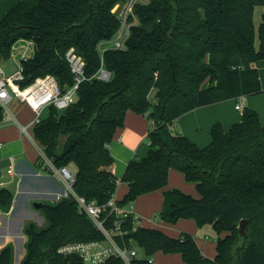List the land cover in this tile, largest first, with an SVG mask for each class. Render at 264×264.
Wrapping results in <instances>:
<instances>
[{
	"label": "trees",
	"instance_id": "trees-1",
	"mask_svg": "<svg viewBox=\"0 0 264 264\" xmlns=\"http://www.w3.org/2000/svg\"><path fill=\"white\" fill-rule=\"evenodd\" d=\"M125 1L20 0L0 21V60L11 57L19 40L34 43V54L21 60L23 86L51 74L65 90L74 83L67 51L74 47L85 60L86 79L74 100L64 110L51 106L33 128L35 139L57 167L74 164L75 191L101 204L123 181L129 190L119 205H132L140 195L166 187L171 168L196 183L199 197L180 189L166 191L159 217L171 224L181 218L194 219L198 226L211 224L218 234L215 257L206 256L192 234L172 237L137 225L130 214L122 222L125 234L117 240L141 249L142 257L132 264H156L150 258L159 251L180 253L184 264H264V123L260 115L245 108L242 120L228 130L219 122L214 124L211 142L205 147L171 130L180 116L198 107L262 92L255 64L264 61V12L258 28L254 13L257 6L264 7V0L138 3L135 17H130L127 48L108 49L102 60L99 45L121 27L112 9ZM102 62L112 72L109 81L96 76ZM128 110L151 121L150 143L147 155L131 160L120 180L110 144ZM3 117L0 106V120ZM36 179L31 183L38 191L42 182L54 195L37 194L36 199L22 193L15 210V196L0 180L1 212L15 215L21 204L33 199L42 203L39 211L47 221L43 227L34 221L20 222L26 236L20 264H85L80 254L59 249L71 242L103 240V233L72 197L54 201L62 190L56 177ZM115 219L110 216V226ZM244 219L247 229L242 237ZM15 252V243L4 245L0 264H14ZM101 264L123 261L111 257Z\"/></svg>",
	"mask_w": 264,
	"mask_h": 264
},
{
	"label": "crops",
	"instance_id": "crops-1",
	"mask_svg": "<svg viewBox=\"0 0 264 264\" xmlns=\"http://www.w3.org/2000/svg\"><path fill=\"white\" fill-rule=\"evenodd\" d=\"M19 1L0 0V21L6 12ZM262 7L257 6L255 8V12L257 13L258 11L259 15L258 18L256 16L258 23H255V25L257 28L258 24L260 25L262 22V12H264ZM33 54L29 56L31 57ZM255 67H257L260 74L262 92L246 96L243 109L250 108L255 110L264 123V61H259L255 64ZM11 69L8 68L7 72H12ZM236 103L237 99H227L198 107L180 116L172 125L171 130L173 133L186 135L200 147H205L211 142V129L214 124L219 122L228 130L233 124L242 120L244 110L236 109ZM9 107L17 121L12 122L11 120L5 122L4 120H0V180H2L1 184L14 194L15 204L13 209L15 210L17 206L16 201L22 193H26L28 197L32 196L36 198L37 194L52 197L54 192L51 189L45 188L42 182V184L40 183L37 186L39 191L31 183L37 180L36 178L38 177L50 176L49 173L41 169V166H38V161L40 162L39 145L32 138L25 136L21 131L20 125H29L32 122L34 118L32 109L28 104L17 100L15 102L12 101ZM150 128L151 121L146 116L133 110L126 112L125 123L116 130L110 144V151L116 164L115 174L120 180L131 160L141 159L147 155L150 143L148 140ZM31 133L33 138H35L33 128L31 129ZM28 139L31 141V144ZM70 167L76 171L74 164H70ZM11 168L14 169V172L9 173L8 171ZM26 178H29L30 183H26ZM58 183L61 184L59 179ZM173 189H180L195 197L200 196L195 182L188 181L180 170L171 168L166 187L142 194L133 201V212L138 216L137 225L160 229L172 237H178L182 232H188L194 236L203 253L210 258H214L217 254L216 239L218 234L211 224L198 226L194 219L187 218H181L177 223L171 224L159 217L165 202V192ZM128 190L127 183L120 181L117 188L119 199H122ZM32 202L34 203L36 200L32 199V201L26 203V210L29 212L32 210ZM4 219L7 220L6 228ZM15 220L17 218L12 212L6 214L0 211V229L2 230L0 231V250L7 243H15L10 231L12 221ZM17 223L22 224L20 222ZM24 254L23 252L20 255V259L24 257ZM152 259L156 264H184L180 253L165 254L159 251L152 256Z\"/></svg>",
	"mask_w": 264,
	"mask_h": 264
},
{
	"label": "built area",
	"instance_id": "built-area-1",
	"mask_svg": "<svg viewBox=\"0 0 264 264\" xmlns=\"http://www.w3.org/2000/svg\"><path fill=\"white\" fill-rule=\"evenodd\" d=\"M147 1L126 0L124 3H118L113 7L112 12L121 21V27L113 38L99 45L98 49L102 55V60L104 53L108 49L125 50L127 48V40L129 39L130 28L133 24L130 21V17H135L134 6ZM26 51L24 52L26 53ZM29 57V55L23 54L19 67L10 73H6L0 64V106L4 111V121H17L9 107L15 99L30 106L34 113V118L29 125H20V127L22 133L32 138L37 144L38 141L33 138L31 129L42 120L44 112L51 106L64 110L74 100L80 84L86 79L85 60L77 53L74 47H71L67 51L66 58L74 75V83L63 90L59 80L51 74L38 76L30 84L23 86L22 81H24L25 75L21 60ZM96 76L100 80L109 81L112 78V72L102 62V66ZM245 99L246 95H240L237 98L236 109L242 110L244 108ZM39 147L41 169L59 179L62 184V190L56 196L57 201L70 197L75 199L79 210L84 212L104 235L103 240L79 241L65 244L59 251L64 254L78 253L83 257L85 264H101L111 257L120 258L123 264H132L134 259L142 257V253L137 246H128L127 244L119 243L117 240V236L125 234L121 226L127 216L132 214L138 220V216L133 212V205L121 207L117 191L104 204L99 203L95 199L88 200L86 197L78 194L74 189L76 182L75 171L72 170L70 165L57 167L53 163V160L47 157L41 145ZM8 172L12 173L14 169L11 168ZM112 215L116 216V219L113 225L110 226L109 219ZM150 261H153V259L150 258Z\"/></svg>",
	"mask_w": 264,
	"mask_h": 264
},
{
	"label": "rangeland",
	"instance_id": "rangeland-1",
	"mask_svg": "<svg viewBox=\"0 0 264 264\" xmlns=\"http://www.w3.org/2000/svg\"><path fill=\"white\" fill-rule=\"evenodd\" d=\"M262 10H264L263 7H262ZM256 16L258 18V16H259L258 15V11H257V13L255 12V23H258V20L256 19ZM258 26H259V24H258ZM24 51H26V53ZM34 51H35V47H34V44L31 41L24 40V39L23 40H19L14 45L11 57L9 59H7V60H4V61L1 60L0 64L3 66L5 72L8 73L7 72L8 68H12L11 70L13 71L17 67H19V65H20L19 59L21 57H23V54H27V56H28V55L34 53ZM15 101H16V99L13 102H15ZM243 110L244 109H242L241 111H243ZM47 114H48V110H46L44 112L45 116ZM63 139L64 138H62V140ZM29 142L31 144L30 140H29ZM62 143H63V141H62ZM37 144L40 145L38 142H37ZM72 170H74V169L72 168ZM36 199H38V198H36ZM21 201H23V199ZM54 201H57V198H55ZM34 204H35V202L34 203L32 202L31 206L33 205V207H32V210L30 212L26 210V204H23V205L21 204V207L19 208V210L15 211L16 213H15L14 216L17 218L18 222H22L23 221V225H25L29 221H34L35 223L38 224L39 227H43V226L47 225V221L45 220V217H44L43 213L41 211H39V209H37ZM17 220L12 221V226H11V229H10V231H11V233L13 235V238H14V242H15L17 251H18V253L15 252V255H14V264H20V261H21L20 255L23 252L25 253V246L23 247V243H24V241H26V236L25 235L22 236L23 234L21 233L22 224L20 225V224L16 223ZM3 221H4L5 228H6L7 220L4 219ZM2 229H4V228H2ZM0 231H2V230L0 229ZM133 245L136 246L135 244H133ZM140 252L142 253L141 249H140Z\"/></svg>",
	"mask_w": 264,
	"mask_h": 264
},
{
	"label": "water",
	"instance_id": "water-1",
	"mask_svg": "<svg viewBox=\"0 0 264 264\" xmlns=\"http://www.w3.org/2000/svg\"><path fill=\"white\" fill-rule=\"evenodd\" d=\"M41 202H35V207L37 209H39L41 207ZM246 229H247V220L244 219L242 220L241 224H240V234L242 237L246 236Z\"/></svg>",
	"mask_w": 264,
	"mask_h": 264
}]
</instances>
